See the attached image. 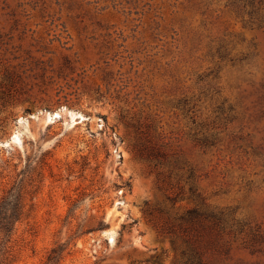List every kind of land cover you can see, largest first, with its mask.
<instances>
[{"label":"rangeland","instance_id":"obj_1","mask_svg":"<svg viewBox=\"0 0 264 264\" xmlns=\"http://www.w3.org/2000/svg\"><path fill=\"white\" fill-rule=\"evenodd\" d=\"M13 187L10 264H264V0H0Z\"/></svg>","mask_w":264,"mask_h":264},{"label":"trees","instance_id":"obj_2","mask_svg":"<svg viewBox=\"0 0 264 264\" xmlns=\"http://www.w3.org/2000/svg\"><path fill=\"white\" fill-rule=\"evenodd\" d=\"M23 215L24 205L20 192L13 187L0 201V264H10L8 245ZM66 249L65 245H56L44 264H61Z\"/></svg>","mask_w":264,"mask_h":264},{"label":"water","instance_id":"obj_3","mask_svg":"<svg viewBox=\"0 0 264 264\" xmlns=\"http://www.w3.org/2000/svg\"><path fill=\"white\" fill-rule=\"evenodd\" d=\"M51 117H52L53 119H56V118H58V114H56V112H53V113L51 114Z\"/></svg>","mask_w":264,"mask_h":264},{"label":"bare ground","instance_id":"obj_4","mask_svg":"<svg viewBox=\"0 0 264 264\" xmlns=\"http://www.w3.org/2000/svg\"><path fill=\"white\" fill-rule=\"evenodd\" d=\"M52 119H53V118H52V117H50V118H49V121H52Z\"/></svg>","mask_w":264,"mask_h":264}]
</instances>
